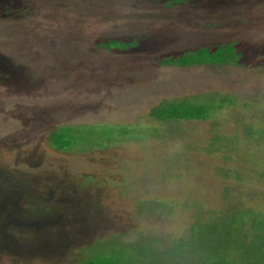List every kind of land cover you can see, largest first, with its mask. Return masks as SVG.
Instances as JSON below:
<instances>
[{"label": "rangeland", "instance_id": "374dc122", "mask_svg": "<svg viewBox=\"0 0 264 264\" xmlns=\"http://www.w3.org/2000/svg\"><path fill=\"white\" fill-rule=\"evenodd\" d=\"M24 1L22 17L0 18V53L31 80L0 83V264H72L94 252L184 263L201 252L188 235L195 222L236 209L264 216L255 177L264 143L248 131L264 126V0L213 12L146 0ZM151 32L166 39L164 51L245 42V65L160 66L154 54L94 44ZM179 99L211 117L151 116ZM49 126L92 138L60 152L48 145ZM29 202L46 208L30 212ZM178 239L190 242L180 251Z\"/></svg>", "mask_w": 264, "mask_h": 264}, {"label": "trees", "instance_id": "16d2710c", "mask_svg": "<svg viewBox=\"0 0 264 264\" xmlns=\"http://www.w3.org/2000/svg\"><path fill=\"white\" fill-rule=\"evenodd\" d=\"M256 1L259 0H146V3L160 4L165 8H194L200 11L213 12L221 8L227 9ZM26 11L27 5L24 0H0V18L14 19L22 17ZM94 44L108 53L154 54L155 63L160 66L192 67V65L202 64L244 66L242 60L248 54V44L242 41H215L208 42L207 45L202 47L194 46L184 50L164 51L166 39L157 32L138 33L104 40L98 39ZM21 73L22 68L19 64L0 53L1 84L17 85L20 83V85H28L31 83V80L22 77ZM151 116L163 121L207 120L211 117L207 106L204 104L200 105L198 102L191 103L181 99L158 105L157 108L152 110ZM78 129V127L73 126H49L48 145L60 152H71V150L78 147L76 144L79 140L90 142L92 138L89 136L90 133L87 132V135L82 137L77 132ZM248 131L253 134V139L264 140V126L251 128ZM109 140V137L105 138L106 142L101 147L107 145L106 143ZM263 140L262 143H264ZM99 142L95 145L100 146ZM255 177L264 181L263 168L256 169ZM235 178L241 179V176L236 175ZM75 179L78 187L83 188L86 185L85 178L76 177ZM26 207L30 212L43 211L46 208L44 204L35 202L27 203ZM198 223L195 222L193 226L191 225L195 230L191 229L193 230L191 231L189 228L188 235L192 232V237L197 240L201 252L195 256L194 260L187 259L184 263L180 262L181 264H264V216L258 212L236 209L232 214L225 213L223 216L219 214L212 220L205 219ZM13 231L20 238L29 237L26 232L20 233L15 229ZM178 241L181 247L179 246L176 250H180L184 242H190V240L181 241L180 239ZM122 260L115 253L106 255L101 252H94L83 259L80 258V260L72 262V264H127L123 263ZM180 263L166 261L164 264Z\"/></svg>", "mask_w": 264, "mask_h": 264}, {"label": "crops", "instance_id": "0c3cea01", "mask_svg": "<svg viewBox=\"0 0 264 264\" xmlns=\"http://www.w3.org/2000/svg\"><path fill=\"white\" fill-rule=\"evenodd\" d=\"M192 48V47H191ZM187 49V48H186ZM184 50V49H183Z\"/></svg>", "mask_w": 264, "mask_h": 264}]
</instances>
